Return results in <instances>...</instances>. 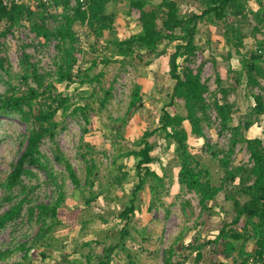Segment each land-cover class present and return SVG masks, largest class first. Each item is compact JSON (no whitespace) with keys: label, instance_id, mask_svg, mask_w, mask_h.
Masks as SVG:
<instances>
[{"label":"trees","instance_id":"obj_1","mask_svg":"<svg viewBox=\"0 0 264 264\" xmlns=\"http://www.w3.org/2000/svg\"><path fill=\"white\" fill-rule=\"evenodd\" d=\"M196 1L200 3L197 10L185 0H87L86 8L80 0H21L19 3L0 0V79L6 85L4 92L0 91V117H17L27 124L29 131L24 151L11 172L0 178L2 200L11 203L3 212L0 205V229L18 218L37 223L38 231L33 238L14 248L23 253L24 264L36 263L33 255L38 249L41 259L49 258L53 251L58 252L63 264H78V259L82 258L85 261L81 264H112L119 252L124 253L128 264H142L136 258L146 249L139 244L141 241L136 242L133 234L138 229L135 218L142 211L141 194L144 192L160 200L161 195L169 196L172 191L178 198L196 194V209L189 200L182 199L180 203L184 215H192L196 210L195 229L204 223L206 214H219L223 219L216 235L203 238L196 229L187 243L184 233L189 228L184 226L162 250L161 264H203L206 249L220 257L209 264H225L226 259L232 264H264V140L246 135L251 127L260 125L264 117V0ZM121 2L128 7L130 16L136 14L140 26L138 32L126 38L117 36V15L108 11L110 3ZM183 4L187 6L184 11ZM201 25L207 34L204 46L199 44ZM21 27L32 34V41L27 44L20 39L21 55L15 71L5 54L7 37ZM213 32L223 38L221 49L212 45ZM249 37L253 38V48L245 41ZM100 41L103 44L99 48ZM205 45L210 51L208 58ZM51 46L55 53L48 66H41L39 53L44 54ZM29 47L34 53L27 51ZM89 52L93 53L92 58H86ZM145 55H169L168 73L174 84L156 125L146 127L129 148L119 146L122 151L113 156V163L118 162V157L133 162L136 183L129 193L123 194L127 199L121 208L110 207L107 216L79 219L75 209L64 210L70 196L66 179L60 178L63 172L54 169V162L64 166L78 194L71 197L75 195L85 205V210L80 209L85 215L101 195L108 199L112 190L124 189L126 184L132 183L131 176L121 163L119 172L110 167L108 175L112 179L107 183L99 173L95 155L88 158L83 154L87 172L82 180L56 142L64 122L57 118L59 115L81 118L83 134L88 133L92 119L89 112L105 107L113 95V84H105L104 69L99 72L95 69L113 62H142ZM197 56L203 59L201 64L191 67L190 63ZM181 58L183 64L179 62ZM209 60L215 72L216 90H211L208 80L203 78V67ZM235 60L238 64H234ZM223 70L227 72V84L222 79ZM241 85L253 101L234 123V115L240 108L228 96ZM73 86L75 93L69 92ZM142 95V86L135 84L128 111L141 108ZM215 125L227 141L226 147L212 152L221 172L218 181L202 160L203 152L199 153L192 142L197 137L206 139L205 127ZM154 136L163 137L167 152L172 150L177 168L175 182L168 172L160 175L152 167L158 160L151 141ZM44 141L51 142L52 157L42 150ZM204 142L206 150H210L209 141ZM238 144L244 145L249 153L247 163H234ZM102 155L106 156V152ZM35 169L44 172L46 183L53 185L49 201L40 200L38 184L24 180L25 177L32 181V177L37 176ZM221 193L222 203L219 201ZM226 203L229 207L223 206ZM167 212L171 213L170 208ZM97 218L103 225L117 220L120 227L94 230L93 239L68 250L59 231L76 221L81 225L79 233L83 236L88 221ZM77 227L74 224L71 229ZM140 233L143 240L150 239L147 231ZM128 241L138 252L132 251ZM8 253L0 252V259Z\"/></svg>","mask_w":264,"mask_h":264},{"label":"rangeland","instance_id":"obj_2","mask_svg":"<svg viewBox=\"0 0 264 264\" xmlns=\"http://www.w3.org/2000/svg\"><path fill=\"white\" fill-rule=\"evenodd\" d=\"M188 4H191L192 8H198L200 5L196 0H185ZM186 2V3H187ZM187 6L182 5L183 11L186 10ZM128 7L124 2L115 4L110 3L108 5L109 12H115L117 15L116 19V29L117 36L120 38H126L132 33H136L140 30V26L136 20V14L129 15ZM204 25H201L199 41L200 45L204 46L206 41V33L204 30ZM107 34V32H106ZM85 38V37H84ZM22 39L25 43H30L32 41V34L25 28H18L14 30V33L9 34L7 37L8 47L6 51V56L12 64L13 70L18 69V61L21 55V41ZM213 46L221 49L223 47V38L216 32L212 34ZM221 41V43H217ZM247 46L253 48V38L249 37L245 39ZM102 41L98 43V46L102 45ZM219 45V46H218ZM174 45H172L173 49ZM206 51L205 56L207 58L210 55L208 46L205 45ZM172 49H169L170 51ZM28 52L34 53L32 47L27 48ZM55 53L53 46L46 50L44 54L39 53V58H41V66H48L52 55ZM93 53L89 52L86 58H92ZM201 57H196V60L190 63L191 67L196 68L202 62ZM179 62L183 64L182 58ZM234 64H238V61H233ZM101 68L105 71L104 81L106 85L113 84L112 98L109 100L107 105L100 110L96 107L95 111H90L91 123L89 125V132L83 134L82 128L84 121L81 118L75 116H68L62 118L60 115L57 119L64 121L62 128L59 130L56 138V142L59 143L62 152L65 154L67 159L72 163L78 176L85 179L87 172V164L83 157L86 154L88 158L94 154V158L99 162V173L103 177L105 182L111 181L110 175H108L110 167H114L116 172H119V165L124 163L126 169L129 171V180L132 183L126 184L123 188H117L112 190L109 194V198H103L102 195L93 206L90 211L85 215L81 210H85V205L77 199L75 195L74 198L71 197L72 194L76 193L74 191V185L67 178V174L64 170V166L54 162V169L58 172H63L61 179L65 178L66 191L70 197L67 198L64 204V210L72 209L76 211L75 216L79 219L88 220L93 219L96 215L104 214L108 215V210L119 209L125 203L124 195L129 193L136 183V178L134 177L133 162L128 158L118 157V162L113 163L114 155L117 152H121L119 146L124 148H129V145L134 143L139 135L142 134L146 127H153L156 125L158 118L161 114V108L164 102L168 101V91L172 89L174 84L173 80L169 75V55H161L159 57H152L149 55L144 56V61L140 62L138 60H128L125 64L120 62H113L107 66L100 65L95 69V72H99ZM214 68L212 62L209 60L205 63L203 67V78L208 80V84L211 90L217 89V81L214 74ZM222 79L224 83L227 82V72L223 70ZM264 85V79L262 80ZM135 84H140L142 86L143 95L141 108L128 111L127 107L131 99V94L135 87ZM227 84V83H226ZM6 88L5 83L0 79V91L4 92ZM64 89V85L60 86ZM69 92L75 93V87H71ZM230 101H236L239 112L234 115V123L237 122L239 116L246 112L250 103L253 101L252 98L246 95V90L244 85L238 87L236 92H232L228 96ZM95 106H98L97 104ZM170 109V108H169ZM171 110V109H170ZM126 119V121H125ZM262 122V121H261ZM256 128H263L264 125L261 123ZM206 139L209 141L210 150H206L204 144L206 139L202 137H197L193 139L192 142L194 146L198 149L199 153H202V160L211 168L212 175L216 181L221 175L219 171L218 162L213 158L212 152L220 150L227 146V141L225 137L219 134L218 125L214 127H205ZM29 134L27 124L22 122L17 117H0V178H5L12 170L13 165L17 162L20 155L24 151L27 144V136ZM246 135L252 137L254 133L252 131H247ZM264 138V136H263ZM152 143L155 144V155L158 156V160L152 165L153 168L157 170L160 175L171 174L173 176V182L176 181L177 168L174 164V157L172 150L167 152L164 145L163 137L154 136L151 138ZM122 143V145H120ZM89 146V147H87ZM205 149L206 151H202ZM42 150L46 152L49 156H53L52 145L49 141H44L42 145ZM106 152V156L102 155ZM200 155V154H199ZM234 163L241 164L247 163L249 161V153L244 145L238 144L233 155ZM36 177H32V181L29 178H25L26 182H31L32 184H38L37 195L40 197L41 201H49L53 195V185L46 183L47 176L44 172L35 169ZM107 175V177H104ZM40 184V185H39ZM104 185H106L104 183ZM169 186V184L167 185ZM77 194V193H76ZM78 195V194H77ZM176 192H170V195H161V199L158 200L149 194L142 193L140 200V205L142 206V211L139 212L138 216L135 218L136 226L138 229L134 230V235L136 242L141 246L145 247L146 251L138 253L137 261L142 264H161V253L164 248H166L174 238L182 232L183 227L187 226L188 232L184 233L185 243L189 242L195 234V230H200L202 237L214 236L217 234V228L221 225L222 217L219 214H206L204 223L199 225L196 229L193 227L195 225V214L196 210L192 215H184L180 208L181 200H189L192 203V208L196 209L198 204V199L196 194L190 193L185 194L184 197H177ZM4 197V192L0 188V205L1 212L7 210L11 203L4 202L2 198ZM116 198V199H114ZM223 193L220 194L219 201L222 203ZM124 200V201H123ZM139 201V200H138ZM173 202V203H172ZM223 206L229 207V204H224ZM27 208V207H26ZM170 208L171 213L168 214L167 210ZM189 208V207H188ZM225 208V207H224ZM190 209V208H189ZM26 212V209L24 213ZM92 212V214H91ZM69 217V215H68ZM72 222H74L72 220ZM112 223L103 225L102 222L97 218L96 221H88L87 230L83 236L79 233V228L81 225L78 222H74L69 227L63 228L59 231L62 241L66 244L67 249L72 251L73 247L81 244L82 241L93 239L94 230H101V228H111L120 227L117 220ZM74 224L78 225L76 229H71ZM145 230L148 232L150 239L143 240L140 231ZM38 231L37 223L30 222L27 219L22 220L21 218L16 219L13 222H9L6 227L0 229V252H9L5 258L0 259V264H24L23 253L14 250L15 246L21 242H27L31 240L33 236ZM76 239V240H74ZM128 246L131 248L132 242L128 241ZM101 250V248H97ZM134 253L138 252V249L131 248ZM251 249V247H250ZM39 250V249H38ZM34 253L35 264H63V258L60 260L58 252L53 251V255L47 259H41V255L38 254L39 251ZM157 250L159 253L156 254L154 251ZM88 249L85 248L84 252ZM205 257L202 261L203 264H209L212 261L220 260V257L213 256L209 249L205 250ZM79 255H74L77 257ZM73 257L71 259H73ZM67 260V259H66ZM78 264L85 259H78ZM225 264H232L231 260H225ZM93 264V263H92ZM112 264H128L127 258L123 252H119L114 258ZM190 264V263H188Z\"/></svg>","mask_w":264,"mask_h":264},{"label":"crops","instance_id":"obj_3","mask_svg":"<svg viewBox=\"0 0 264 264\" xmlns=\"http://www.w3.org/2000/svg\"><path fill=\"white\" fill-rule=\"evenodd\" d=\"M257 126L255 125L254 127H251L249 131H252L254 135L252 137H260L261 139L264 140V129L263 128H256ZM251 137V138H252Z\"/></svg>","mask_w":264,"mask_h":264},{"label":"built area","instance_id":"obj_4","mask_svg":"<svg viewBox=\"0 0 264 264\" xmlns=\"http://www.w3.org/2000/svg\"><path fill=\"white\" fill-rule=\"evenodd\" d=\"M80 1H81V3L83 4V8H86L87 0H80ZM15 2L19 3V2H21V0H15ZM73 2H74V0H73ZM262 123H263V125H264V117H263V119H262ZM257 264H260V262H258Z\"/></svg>","mask_w":264,"mask_h":264}]
</instances>
